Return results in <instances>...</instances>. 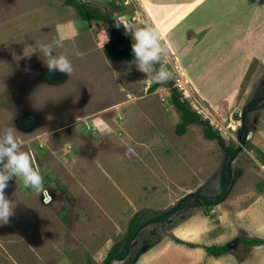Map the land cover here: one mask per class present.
<instances>
[{
	"label": "rangeland",
	"instance_id": "rangeland-1",
	"mask_svg": "<svg viewBox=\"0 0 264 264\" xmlns=\"http://www.w3.org/2000/svg\"><path fill=\"white\" fill-rule=\"evenodd\" d=\"M6 1L8 11H0V130L12 128L30 141L25 150L47 180L39 194L9 181L5 195L15 209L0 225V264H264V74L248 94H229L241 64L233 52L241 56L237 44L257 8L243 0H200L176 16L181 0H82L126 22L160 26L169 45L161 64L172 79L157 84L134 59L104 56V22L84 19L76 26L78 41L67 40L54 30L79 18L72 6L36 0V10L31 0ZM134 10L141 16L132 22L128 12ZM89 34L93 52L76 56ZM54 40L63 42L55 52L71 61L70 76L50 73L38 50ZM175 51L185 52L184 72L210 92L197 93L189 82L183 103L221 141L206 138L198 123L177 134L181 119L171 94L182 95L174 88L176 68L182 69ZM221 175L230 177L227 189L209 207L204 199L220 193ZM171 210L167 218L148 221ZM140 211L143 225L130 234V220ZM246 238L261 244L240 242ZM208 245L227 249L214 257ZM124 247L122 257H108Z\"/></svg>",
	"mask_w": 264,
	"mask_h": 264
},
{
	"label": "clouds",
	"instance_id": "clouds-1",
	"mask_svg": "<svg viewBox=\"0 0 264 264\" xmlns=\"http://www.w3.org/2000/svg\"><path fill=\"white\" fill-rule=\"evenodd\" d=\"M115 26L123 25L125 35H131L132 53L137 69L146 74L150 83L163 84L172 79V72L161 64L169 54V45L162 40L159 28L152 24L138 26L119 17L114 18ZM39 52L45 57L44 62L50 73L61 72L69 76L73 65L67 55L56 53L55 49L63 47L61 40L52 43H40ZM30 141L18 138L12 128L0 130V225L10 222L14 215L12 200L5 195V189L12 179L19 180L25 188L39 194L45 191L44 177L31 150H25ZM67 166L69 161L61 157Z\"/></svg>",
	"mask_w": 264,
	"mask_h": 264
},
{
	"label": "crops",
	"instance_id": "crops-1",
	"mask_svg": "<svg viewBox=\"0 0 264 264\" xmlns=\"http://www.w3.org/2000/svg\"><path fill=\"white\" fill-rule=\"evenodd\" d=\"M45 1H49V0H45ZM200 0H196L194 2H189V0H181L180 2H182L181 4H183L184 6H178L176 7L174 10L173 15H181L184 16L186 14H188L191 10H193V8L196 6V4L199 2ZM243 1H247L248 4L253 5V10H255L257 8L255 12V14L253 16H250L249 18V25L248 26H244V35L243 38L241 40V44H237L238 47H240V49H238V52L241 56H238L237 53L234 51V57L237 58L238 61L241 62V64L237 67V76H235L237 78V83L235 85V90H233L232 88L229 91V94H231L232 96H236L238 94L241 93V95L244 94H248V89L249 87L252 85V82H254V79H262L263 78V74H264V0H243ZM153 6L156 9H161V6L158 5L156 2H153ZM166 3V2H165ZM10 4L9 1L5 0V3L2 2V0H0V11H8L6 9V6ZM34 4V5H33ZM135 5V3H133ZM31 5L33 6L32 9H36V10H40L39 9V3H36V0H31ZM190 5V6H189ZM152 7V6H151ZM185 8V9H184ZM136 10H140V12L144 13L141 6L140 7H136ZM135 10V11H136ZM259 11V14H258ZM140 12L136 11V15L139 14ZM146 15H148L147 11ZM149 16H147V18H145V16L143 15L144 19H148ZM77 19V18H76ZM182 17L178 20L181 21ZM72 20V19H71ZM78 20V24L76 23ZM77 20L74 21V19L72 20L71 23H63V24H58L56 23L55 25V35L57 36H61L65 34V39L69 40V39H76L78 41V36H79V29L82 28L84 25L82 24L84 19H80L78 18ZM139 20V19H138ZM137 20V21H138ZM76 24H74V22ZM92 21V20H90ZM95 21V20H93ZM100 22V21H99ZM135 22V21H132ZM93 23V22H92ZM138 26H142V24H139L138 22H135ZM177 22L174 23V25ZM172 25V27L174 26ZM76 26H81L80 28L76 29ZM89 27V25H88ZM171 27V29H172ZM86 28V27H85ZM158 28H160V26H158ZM88 28H86L84 30V32L87 34ZM170 31V30H169ZM94 34H89L87 35V44L85 43V47L84 50H80L79 47H77V51L74 53L76 54V56L80 55H85L87 53L93 52L91 48H93V43H94ZM197 41V40H196ZM90 44V45H89ZM91 47V48H89ZM75 49V48H74ZM71 48H68V51L70 52ZM67 51V52H68ZM103 53V50H100ZM73 53V52H72ZM71 53V54H72ZM176 53V51H175ZM185 53V52H182ZM182 53L181 54H177L178 58H177V62L180 65V62H184V58L182 59ZM105 56V55H104ZM245 57V59L243 58ZM248 62V65L246 66V68H244V64ZM228 66V65H227ZM218 69H220V67H217ZM181 69L184 72V69L181 67ZM187 72L189 74H186V72H184L185 77L187 78V80L193 84V89L195 90V92L197 93H201V94H209L210 92L205 88L204 84L202 82H199L200 79H198L197 77L194 76L193 73H191L188 69ZM210 74V73H209ZM206 90V91H205ZM225 96V95H222ZM234 100V99H232Z\"/></svg>",
	"mask_w": 264,
	"mask_h": 264
},
{
	"label": "trees",
	"instance_id": "trees-1",
	"mask_svg": "<svg viewBox=\"0 0 264 264\" xmlns=\"http://www.w3.org/2000/svg\"><path fill=\"white\" fill-rule=\"evenodd\" d=\"M65 5L72 6L77 13V16L80 19H89L104 22L109 31V38L103 44V53L105 57L109 60H124V59H134L132 53V39L129 35H125V31L120 26L117 28L115 26L116 16L112 15V11H102L99 10L95 5L88 1L82 0H62ZM171 100L173 105L175 106L176 110L179 112L181 121L176 125V132L177 134H183L186 131L188 125L193 123H198L203 126V134L208 139L219 138V134L216 132H212L209 126L205 125V123L200 120L199 115L196 113L195 110L191 109L189 106H186L183 101L180 100L179 95L175 92L171 94ZM244 132V130H243ZM219 141L221 139L219 138ZM228 151L233 154L235 152V148L228 147ZM230 177L221 175V191L218 193L213 200L204 199V202L211 207L212 205L217 204L220 202L225 194V189H227L226 185L229 183ZM261 188V187H260ZM174 209V208H173ZM173 210L161 213L160 215L156 216L155 218L151 217L148 221H156L158 219L167 218V216ZM145 213L144 211H140L135 213L131 220L128 227L129 233L135 232L139 227L143 225L141 223V217ZM177 242L184 243L188 246H193L192 243H185L183 240L178 239ZM245 245H260L261 240L257 238H246L241 240ZM126 246V245H125ZM205 251L214 257L220 256L226 251L225 245H208L205 246ZM125 253V247L116 252V248L111 250L108 254V257H112L115 255L116 257L120 258Z\"/></svg>",
	"mask_w": 264,
	"mask_h": 264
},
{
	"label": "built area",
	"instance_id": "built-area-1",
	"mask_svg": "<svg viewBox=\"0 0 264 264\" xmlns=\"http://www.w3.org/2000/svg\"><path fill=\"white\" fill-rule=\"evenodd\" d=\"M124 3H125V5H127L128 1H125ZM133 12H135V10L131 11V12H128L130 21H137L139 16H141V14L140 13L137 14V15L136 14H132ZM174 88L180 94L182 93L183 96L181 95V97H180L181 101H184L183 99H185L189 95V92H190L189 81L185 77L184 72L182 70L180 71L178 67L176 68L175 77H174ZM188 89H189V91H188ZM191 109L195 110L194 107L191 108ZM248 138H250V136Z\"/></svg>",
	"mask_w": 264,
	"mask_h": 264
},
{
	"label": "flooded vegetation",
	"instance_id": "flooded-vegetation-1",
	"mask_svg": "<svg viewBox=\"0 0 264 264\" xmlns=\"http://www.w3.org/2000/svg\"><path fill=\"white\" fill-rule=\"evenodd\" d=\"M27 120H28V118H25L24 120H22L21 125H25ZM42 175L47 180V175L46 174H42Z\"/></svg>",
	"mask_w": 264,
	"mask_h": 264
}]
</instances>
